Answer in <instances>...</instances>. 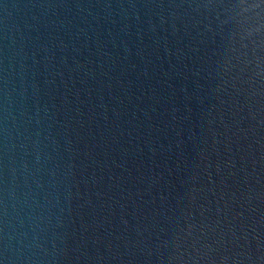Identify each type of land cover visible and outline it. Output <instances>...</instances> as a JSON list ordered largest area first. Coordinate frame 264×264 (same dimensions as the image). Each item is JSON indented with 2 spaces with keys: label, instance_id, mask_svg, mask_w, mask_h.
<instances>
[{
  "label": "water",
  "instance_id": "1",
  "mask_svg": "<svg viewBox=\"0 0 264 264\" xmlns=\"http://www.w3.org/2000/svg\"><path fill=\"white\" fill-rule=\"evenodd\" d=\"M0 264H264V0H0Z\"/></svg>",
  "mask_w": 264,
  "mask_h": 264
}]
</instances>
